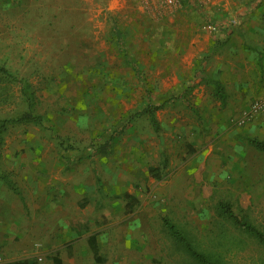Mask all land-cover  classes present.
<instances>
[{
    "label": "rangeland",
    "instance_id": "rangeland-1",
    "mask_svg": "<svg viewBox=\"0 0 264 264\" xmlns=\"http://www.w3.org/2000/svg\"><path fill=\"white\" fill-rule=\"evenodd\" d=\"M263 56L264 0H0V202L13 228L26 227L41 164L58 160L100 264H199L163 220L212 263L264 264V246L218 210L264 233V153L249 143H264ZM76 246L69 258L87 263Z\"/></svg>",
    "mask_w": 264,
    "mask_h": 264
},
{
    "label": "crops",
    "instance_id": "crops-1",
    "mask_svg": "<svg viewBox=\"0 0 264 264\" xmlns=\"http://www.w3.org/2000/svg\"><path fill=\"white\" fill-rule=\"evenodd\" d=\"M262 65L264 66V56ZM262 69L264 71V68ZM249 70L253 72L256 68H249ZM211 75H214L213 71H211ZM258 80L259 78L252 82ZM257 89L264 91V79ZM261 97L264 98V93L261 94ZM41 165L37 187L34 189L38 193L34 198L31 196L27 198L26 203L31 211L23 230L13 228L12 213L9 211V207H12L11 203L0 202L3 203L5 211L8 212L7 215L5 212L3 219L0 220V252L3 253L1 254L5 263L20 254L21 259H17L18 261L33 260L36 264H100L102 258L100 257L96 238L93 235H81L83 231L76 232L74 229L76 226L73 225V222L77 216L75 213L77 203L67 204L69 200H67V195L65 196L70 189L67 186L71 178L69 173L73 172L65 171L61 175V172L57 171L59 169L58 165H61L58 160L42 163ZM37 196L38 198L42 197V199L37 200ZM37 208L38 211L35 210ZM77 225L82 227L84 224L79 222ZM17 236L20 244L14 243ZM90 238L94 239L92 246L89 243ZM78 239H80L79 242ZM80 243L86 246L91 254V258H88L87 263L76 252L75 255L69 258V253L66 251L68 250L67 247L71 246L74 249ZM48 256L50 257L48 258Z\"/></svg>",
    "mask_w": 264,
    "mask_h": 264
},
{
    "label": "trees",
    "instance_id": "trees-1",
    "mask_svg": "<svg viewBox=\"0 0 264 264\" xmlns=\"http://www.w3.org/2000/svg\"><path fill=\"white\" fill-rule=\"evenodd\" d=\"M28 105L30 107L31 105L30 102H28ZM31 119H32V116L30 115V113H28V114H24L20 116L14 121L21 122V121H29ZM6 123H9V121L0 122V130L4 128ZM249 143L257 151L264 153V143L263 142H260L257 140H251ZM218 210L222 218L229 221L238 230H240L244 234L256 240L260 245L264 246V233L260 231L258 228H256L254 225L246 221L241 215L238 214V212L231 205L221 202L218 204ZM163 224H164V227L168 229L169 233L174 238L175 242L180 244L183 247V249L199 264H215V263H212L209 259H207L204 255L196 253L192 249L190 244H188L185 237H183L168 220H163ZM89 241H90L89 242L90 246H92L94 239L90 238ZM14 264H36V263L33 260H23V261H18Z\"/></svg>",
    "mask_w": 264,
    "mask_h": 264
},
{
    "label": "built area",
    "instance_id": "built-area-1",
    "mask_svg": "<svg viewBox=\"0 0 264 264\" xmlns=\"http://www.w3.org/2000/svg\"><path fill=\"white\" fill-rule=\"evenodd\" d=\"M165 1H166V2H169V3L171 2V0H165ZM0 264H4V263H3V259H2L1 254H0Z\"/></svg>",
    "mask_w": 264,
    "mask_h": 264
}]
</instances>
